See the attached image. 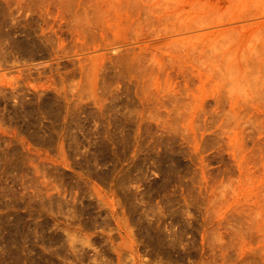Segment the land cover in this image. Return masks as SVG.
Masks as SVG:
<instances>
[{"label":"rangeland","instance_id":"1","mask_svg":"<svg viewBox=\"0 0 264 264\" xmlns=\"http://www.w3.org/2000/svg\"><path fill=\"white\" fill-rule=\"evenodd\" d=\"M263 24L0 0V264H264Z\"/></svg>","mask_w":264,"mask_h":264},{"label":"bare ground","instance_id":"2","mask_svg":"<svg viewBox=\"0 0 264 264\" xmlns=\"http://www.w3.org/2000/svg\"><path fill=\"white\" fill-rule=\"evenodd\" d=\"M260 22V21H259ZM257 23V22H256ZM259 24V23H258ZM256 26V25H255ZM260 26H262V25H260ZM263 27H264V24H263ZM260 44H263L262 42H260ZM253 47V46H252ZM251 47V48H252ZM263 48H264V46H263ZM260 62V61H259ZM262 62V61H261ZM264 62V61H263ZM260 65V64H259ZM262 66H263V64H261ZM258 66V65H257Z\"/></svg>","mask_w":264,"mask_h":264}]
</instances>
